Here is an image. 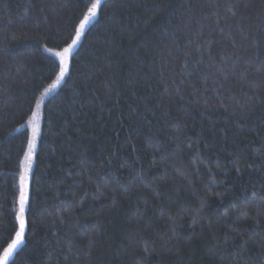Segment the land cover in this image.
<instances>
[{
    "label": "trees",
    "instance_id": "1",
    "mask_svg": "<svg viewBox=\"0 0 264 264\" xmlns=\"http://www.w3.org/2000/svg\"><path fill=\"white\" fill-rule=\"evenodd\" d=\"M95 2L0 0V253L43 100L10 264H264V0H104L45 94Z\"/></svg>",
    "mask_w": 264,
    "mask_h": 264
},
{
    "label": "snow or ice",
    "instance_id": "2",
    "mask_svg": "<svg viewBox=\"0 0 264 264\" xmlns=\"http://www.w3.org/2000/svg\"><path fill=\"white\" fill-rule=\"evenodd\" d=\"M99 5L100 0H96V2L91 5V7L89 8L88 16H86L84 20L80 23V26L74 30V37L70 35L71 43L68 44V46L65 47L62 52L55 53V55L60 58V75L57 77V82H59V80L62 79L64 74L67 72L69 58L71 57L73 50L77 46L80 37L84 32L85 25L90 19L96 16V10ZM46 50L51 51V49ZM52 88H55V84L52 85ZM48 91H51V89H47L45 94H47ZM36 107L37 111L33 112L30 118V123L34 125L32 129V140L28 142V151L24 154V160L21 164V168L23 170L21 171L19 177L18 209L15 215V220L17 224L14 226L13 229L15 233V238L12 239L11 243H9L7 247L3 248L2 253H0V264H10V261L13 260L14 253H16L25 242V231L27 226L26 212L30 207L27 181L29 179V174L32 168V159L35 149L34 142L36 136L39 134V129L37 126H35L39 115V102L37 103Z\"/></svg>",
    "mask_w": 264,
    "mask_h": 264
},
{
    "label": "rangeland",
    "instance_id": "3",
    "mask_svg": "<svg viewBox=\"0 0 264 264\" xmlns=\"http://www.w3.org/2000/svg\"><path fill=\"white\" fill-rule=\"evenodd\" d=\"M104 0H100V5H101V3L103 2ZM99 5V6H100ZM98 9H99V7L97 8V10H96V15H97V12H98ZM96 18V16L94 17V18H92V19H90L88 22H87V24L85 25V29H86V27L94 20ZM84 29V30H85ZM77 47V46H76ZM75 47V48H76ZM75 50V49H74ZM73 50V51H74ZM73 53V52H72ZM58 59H59V61H60V58L58 57ZM66 75H67V72L64 74V76H63V78L62 79H60L59 80V82H55L54 84H55V88H50L51 89V91H49V92H53L54 90H56V88L61 84V83H63V81H64V79H65V77H66ZM43 101V100H42ZM42 101L40 102V107H39V115H38V118H37V123H36V125L35 126H39L40 124H41V122H42ZM37 111V110H36ZM33 124H30V128H31V136H33V131H32V129H33ZM38 136V135H37ZM37 136H36V139H35V146L37 145ZM35 150V149H34ZM29 181H30V174H29V179H28V181H27V184L29 183ZM28 186H29V184H28Z\"/></svg>",
    "mask_w": 264,
    "mask_h": 264
}]
</instances>
